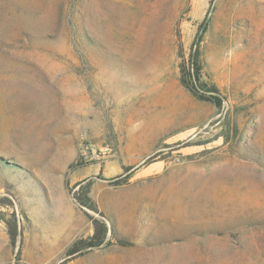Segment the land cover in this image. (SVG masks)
Instances as JSON below:
<instances>
[{"label": "rangeland", "instance_id": "1", "mask_svg": "<svg viewBox=\"0 0 264 264\" xmlns=\"http://www.w3.org/2000/svg\"><path fill=\"white\" fill-rule=\"evenodd\" d=\"M207 7L0 0V264H264V0L214 1L221 107ZM89 216L131 246L66 257Z\"/></svg>", "mask_w": 264, "mask_h": 264}, {"label": "trees", "instance_id": "2", "mask_svg": "<svg viewBox=\"0 0 264 264\" xmlns=\"http://www.w3.org/2000/svg\"><path fill=\"white\" fill-rule=\"evenodd\" d=\"M215 0H208V7L202 21L198 24L197 32L190 46L189 57L187 60H183L179 66L180 83L186 88L196 99L200 101L210 102L216 107H221L224 101L220 95L219 90L214 85H209L203 80V68L200 59V44L203 39V35L208 27V19L211 11L214 8ZM131 170V168H127ZM77 204L82 207H86L87 204L82 198L76 199ZM90 211L98 213L97 209L93 205L87 207ZM101 218L103 215L98 213ZM93 226V233L90 237L85 239H78L74 241L68 250L65 252L66 257H73L76 254L83 252L105 248L113 244L111 239L107 237L110 232L114 241L121 246H131V243L122 236L114 227L113 223L110 224V229L106 223L101 219H96L89 216ZM8 234L11 244H15L16 233L14 229L9 228Z\"/></svg>", "mask_w": 264, "mask_h": 264}]
</instances>
